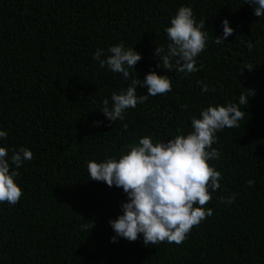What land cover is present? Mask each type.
Returning a JSON list of instances; mask_svg holds the SVG:
<instances>
[{
  "label": "trees",
  "instance_id": "trees-1",
  "mask_svg": "<svg viewBox=\"0 0 264 264\" xmlns=\"http://www.w3.org/2000/svg\"><path fill=\"white\" fill-rule=\"evenodd\" d=\"M181 6L205 20L208 34L191 74L158 67L154 55L166 47L164 29ZM255 7L245 0H0V131L7 133L0 146L10 168L13 150L33 153L15 169L19 202L0 203V264H264V16ZM224 19L233 32L217 44ZM119 43L141 55L137 78L168 75L172 91L111 121L103 100L111 107V94L128 82L92 57ZM198 81L216 91L202 92ZM249 90L240 126L216 133L220 157L209 163L222 179L205 206L212 216L180 244L144 245L142 234L112 242L109 221L128 197L89 179L88 161L118 159L144 136L166 143L186 135L201 109L239 105ZM232 194L231 204L219 199Z\"/></svg>",
  "mask_w": 264,
  "mask_h": 264
},
{
  "label": "clouds",
  "instance_id": "clouds-1",
  "mask_svg": "<svg viewBox=\"0 0 264 264\" xmlns=\"http://www.w3.org/2000/svg\"><path fill=\"white\" fill-rule=\"evenodd\" d=\"M246 4L256 5L254 15L264 16V0H245ZM222 37H215L220 44L232 34L227 19L222 21ZM205 20L199 23L194 19L190 7L181 6L171 18L170 25L165 27L168 43L156 46L154 55L159 57L158 67L168 71L191 74L196 72V58L206 47L207 32ZM248 48L253 45L249 43ZM101 68H107L120 74L127 87L119 93L111 94L109 100H103L100 109L111 121L124 120L128 108L143 104L150 96L164 95L172 91V81L168 75H158L155 71L147 73L141 81L135 75V65L141 55L132 47L125 48L123 43L111 45L105 49L97 48L92 57ZM245 68L252 70L253 66ZM201 91H216L198 81ZM147 88V94H137V87ZM241 94L239 105H209L201 109L200 116L191 118V128L186 135L177 134L167 142H153L149 136L139 138V143L127 145L117 158H108L102 162L88 161L89 179L102 181L109 187H121L128 200L124 202L122 214L109 223L115 232L111 241L117 237L130 242L143 236L144 245H156L162 242L180 244L193 227L204 219L212 216L213 210L206 208L212 200V192L220 188L222 174L209 161L219 159L220 152L213 147L217 141L216 133L225 128H237L239 121L244 120L245 112L241 105L246 106L247 97ZM183 107H186L183 106ZM99 124L100 122H96ZM125 129L127 125H124ZM7 133L0 131V139ZM33 153L25 147L13 150L10 161L15 168H10L8 149L0 146V203L15 205L19 202L23 191L16 183L18 169L23 161H31ZM247 184L252 186L253 180ZM210 189L212 191H210ZM220 201L231 204L235 199L232 194ZM91 225H82L90 229Z\"/></svg>",
  "mask_w": 264,
  "mask_h": 264
}]
</instances>
